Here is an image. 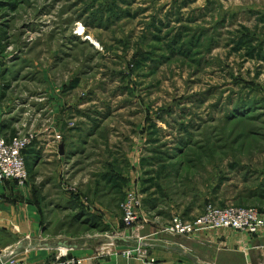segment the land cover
<instances>
[{"label":"rangeland","instance_id":"374dc122","mask_svg":"<svg viewBox=\"0 0 264 264\" xmlns=\"http://www.w3.org/2000/svg\"><path fill=\"white\" fill-rule=\"evenodd\" d=\"M263 13L264 0H0L13 128L33 142V131L53 123L41 111L51 91L73 79L64 102L81 104L86 120L62 115L58 125L106 127L82 154L76 144L72 168L85 165L88 175L95 156L141 136L146 161L160 167L155 194L170 183L203 195L217 185L219 199L198 201L189 219L207 203L259 210L243 179L254 186L244 167L264 157Z\"/></svg>","mask_w":264,"mask_h":264},{"label":"crops","instance_id":"0c3cea01","mask_svg":"<svg viewBox=\"0 0 264 264\" xmlns=\"http://www.w3.org/2000/svg\"><path fill=\"white\" fill-rule=\"evenodd\" d=\"M3 66L0 60V133L9 136L18 133L12 120L16 106L13 105L15 96L9 94L13 82L8 83ZM69 83V88L75 87L71 79L54 88L47 102L50 108L47 105L41 109H50L53 123H43L42 128L33 131L35 139L24 155L28 181L23 185L11 180L0 184V255L3 259L14 264H44L62 251L81 259V264H264V228L256 233L216 228L187 237L159 232L172 215L198 212L201 209L196 204L201 200L216 202L219 191L215 185L206 195L197 193V188L192 194L180 193L172 191L170 183L155 194L154 184L162 178L154 177L160 168L158 164L150 165L146 161L149 157L145 148L150 142L143 144L145 138L138 136L126 144L120 141V147L108 150L107 155L93 156L98 164L88 175L84 174L85 165L72 168L70 163L77 155L72 154V149L76 144L80 142L82 154L86 140L98 136L99 130L106 126L83 123L67 130L70 125L64 129V125H58V117L62 115L74 114L86 120L81 104L64 102L67 97L64 90ZM61 131H64L63 137L57 138ZM259 155L258 163L254 161L244 167L248 176L257 177L256 183L247 187L250 177H244L243 185L244 194L257 200L259 211L264 214V157ZM128 190H135L142 204L136 224L124 229L118 202ZM237 196L233 195V199ZM132 232L144 237L146 258L122 254L94 258L98 245L109 235H119L118 249L135 244L129 238Z\"/></svg>","mask_w":264,"mask_h":264},{"label":"built area","instance_id":"2783aa9c","mask_svg":"<svg viewBox=\"0 0 264 264\" xmlns=\"http://www.w3.org/2000/svg\"><path fill=\"white\" fill-rule=\"evenodd\" d=\"M33 138L32 134L16 133L4 136L0 133V184L11 180L17 185H23L28 181L29 171L24 158V151L32 144ZM141 204V197L135 190H128L124 194L119 203L124 229H129L136 224L138 209ZM216 228H232L256 233L259 229L264 228V214L253 207L217 206L213 203H207L203 212L193 219L179 214L172 215L168 222L159 229V232L173 237H187ZM117 236L119 235H109L105 241L101 242L95 251L94 258L116 254L136 257L137 259L146 258L147 250L143 247V236L132 232L129 238H133L136 243L121 249L117 248ZM2 256L1 254L0 264H14L13 261L3 259ZM81 263V259L61 251L44 264Z\"/></svg>","mask_w":264,"mask_h":264},{"label":"trees","instance_id":"16d2710c","mask_svg":"<svg viewBox=\"0 0 264 264\" xmlns=\"http://www.w3.org/2000/svg\"><path fill=\"white\" fill-rule=\"evenodd\" d=\"M15 6L14 4L12 5V7ZM157 151V150H156ZM151 160H156V158H152ZM150 183V182H149ZM151 184V183H150Z\"/></svg>","mask_w":264,"mask_h":264},{"label":"water","instance_id":"95a60500","mask_svg":"<svg viewBox=\"0 0 264 264\" xmlns=\"http://www.w3.org/2000/svg\"><path fill=\"white\" fill-rule=\"evenodd\" d=\"M63 246L65 245V243L63 242V243H61Z\"/></svg>","mask_w":264,"mask_h":264},{"label":"bare ground","instance_id":"6f19581e","mask_svg":"<svg viewBox=\"0 0 264 264\" xmlns=\"http://www.w3.org/2000/svg\"><path fill=\"white\" fill-rule=\"evenodd\" d=\"M80 30H81V28H80ZM94 41V40H93ZM96 43V42H95Z\"/></svg>","mask_w":264,"mask_h":264}]
</instances>
